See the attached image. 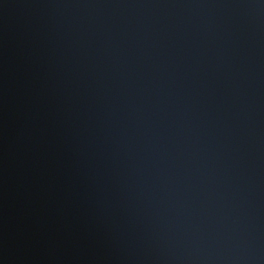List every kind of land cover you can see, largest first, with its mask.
I'll return each instance as SVG.
<instances>
[{
    "label": "water",
    "instance_id": "obj_1",
    "mask_svg": "<svg viewBox=\"0 0 264 264\" xmlns=\"http://www.w3.org/2000/svg\"><path fill=\"white\" fill-rule=\"evenodd\" d=\"M0 264H264V0H0Z\"/></svg>",
    "mask_w": 264,
    "mask_h": 264
}]
</instances>
